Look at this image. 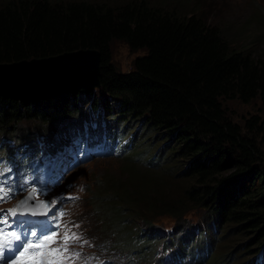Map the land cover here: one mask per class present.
<instances>
[{
  "label": "trees",
  "instance_id": "trees-1",
  "mask_svg": "<svg viewBox=\"0 0 264 264\" xmlns=\"http://www.w3.org/2000/svg\"><path fill=\"white\" fill-rule=\"evenodd\" d=\"M164 1L156 5L148 0H0V64L97 50L101 75L93 94L115 102L106 106V112L118 108V120H145L160 130L166 137L155 149L158 156L159 150L168 147L170 161L187 168V173L178 171L174 176L173 169H155L165 183L154 175L137 177L126 172L134 192H125L116 180L113 187L106 183L99 191L103 197L113 201L120 213L135 202L141 214L153 219L190 202L207 208L213 204L225 230L231 229L230 222H238L236 229L248 228L241 233L253 229L255 239L264 241L260 149L264 146V59L233 43L217 23H206L203 14L186 4L189 0H176L169 7L162 5ZM115 41L125 43L131 52L141 51L127 74L111 63ZM79 94L36 101L0 95V134L14 137L20 145L37 137L62 140L55 123L68 121L70 112L86 106ZM77 98L80 102L74 101ZM255 99L260 101L259 111L244 118L243 124L227 114V101L248 104ZM68 101H73L69 110ZM72 126L68 122L62 127L67 131ZM132 133L130 143L135 147V130ZM106 180L100 176L95 184L102 186ZM109 213L117 215L111 208Z\"/></svg>",
  "mask_w": 264,
  "mask_h": 264
},
{
  "label": "rangeland",
  "instance_id": "rangeland-1",
  "mask_svg": "<svg viewBox=\"0 0 264 264\" xmlns=\"http://www.w3.org/2000/svg\"><path fill=\"white\" fill-rule=\"evenodd\" d=\"M108 1V0H107ZM109 1H117L122 2L123 0H109ZM150 4H158L162 3V0H148ZM183 1V0H182ZM177 1L176 0H166L162 5L169 7L173 6ZM194 3L197 4H204V6H197ZM186 4L189 5L190 9L194 12L197 10V12L203 14L205 18V22H214L217 23L221 28L228 31V37L229 39H232V42L235 44H238L240 48L248 47L247 50H251L252 54L255 58H262L264 59V21L261 19L259 15V11L256 9V6L253 5L254 3H251V0H189L186 2ZM212 13H210V11ZM262 13H264V9L261 10ZM255 39L254 43L253 40ZM239 48V49H240ZM141 54V51H135L131 52L127 45L120 41H115L111 44V63L115 67L116 70H119L123 74H127L132 71V62L138 55ZM0 70V77L2 76ZM94 89V88H93ZM92 89V90H93ZM88 92V91H86ZM80 96L82 93L80 92ZM68 100V99H67ZM74 101H79L77 100ZM72 104L73 101H70ZM70 103L67 102V108L70 109ZM110 104L113 105L112 101L110 100ZM225 107L227 110V114L233 119V121L243 124L244 118L248 117L250 114L259 111L260 108V101L258 99H255L251 101L248 104L241 103L238 100H230L225 103ZM118 111V108H115V112ZM92 117V125L94 121H98L99 124H104V114L103 112H97L93 113L91 112ZM68 121H63V125H66ZM59 124V122L55 123V127ZM112 124H115V126H118L122 129L123 132H128V127H125L123 123H120L118 121L109 122L108 123V131L109 133L112 128ZM62 125V126H63ZM18 124L14 130L16 133L18 131ZM88 123L85 124V130H88ZM131 127L137 131V142L136 147L140 149V158L135 159V164L127 159L116 157V158H99L94 161H88L81 158V156H75L72 153H67L65 156V160L57 166L56 170H62V165H65L68 170L64 172L62 175V179H68L71 188H75L76 185L73 183V181L76 180H84L86 183H88L89 188L85 185V189L83 192H86L84 194V207L86 209H92L93 207L97 206V202H94V196L97 193V186L95 184V180L99 178L100 176H106L107 180L105 182V185H112V183H115L117 181L121 182L122 190L125 192L133 193L134 189L131 184H128L126 179L127 175H134L137 177H152L154 175V178L159 177L160 179L156 181H161L163 178L156 174L157 170H152L150 167L142 165L145 161H143L145 158L148 160L149 155L152 151L157 149L160 145L164 143V137L162 136L161 131L152 129L149 125L146 124L145 120H138L135 122H131ZM76 135L80 133V129L76 130ZM90 134L92 132H89ZM69 137L72 135L71 132H69ZM263 153L264 157V146L260 147ZM71 150V149H70ZM85 151H87L85 149ZM85 151L82 152L83 155H85ZM74 152L76 153V149H74ZM81 155V154H80ZM2 156V154H0ZM77 158V159H76ZM69 161V162H68ZM154 161H158L157 166H159L160 156H157ZM153 161V163H154ZM174 163V175L176 172L179 171L178 174L184 173L185 170L182 168H179V163L176 160H173ZM172 161V162H173ZM147 162V161H146ZM264 163V160H263ZM37 164V162H35ZM73 165V166H72ZM182 169V170H180ZM126 172H129L127 174ZM127 174V175H126ZM173 175V176H174ZM182 176V175H181ZM181 176H179L177 179H180ZM151 179V178H150ZM28 180L31 182H39V178L37 176H34L33 173H31L28 176ZM117 180V181H116ZM131 180L132 177H131ZM142 180V179H141ZM53 183V182H51ZM168 185V184H167ZM169 186V185H168ZM88 188V190H87ZM68 192V191H66ZM101 198V196H98ZM78 205V204H77ZM142 207L145 205L140 204ZM132 207L134 205H131ZM182 207V206H181ZM187 207H190L191 209L199 207L195 205L193 202L188 203ZM204 207V206H203ZM206 208V207H205ZM9 207H1L0 210H8ZM209 213L217 214L215 213L214 205L211 204L209 208H206ZM161 211V210H160ZM158 211V212H160ZM197 211H204L202 207H199ZM5 216L10 218V214L6 211H1ZM144 218L146 219H153L149 218L145 214ZM171 218H174L172 216L168 217H157L154 219L162 220L164 221L169 220ZM180 224V221H173V224ZM238 222H230L229 227L231 229H236L240 227V225H237ZM134 225H138L139 227H143V229L150 230L152 228V225L150 223H145L140 220L139 222H136ZM237 225V226H236ZM126 229L128 230L129 234L125 238V241H129L131 245L137 246L135 239L130 234L131 225L126 226ZM248 229L247 227L242 226L240 229H236L235 233H225V229L222 228L223 236L226 237V249L225 252H228L230 249L234 248L236 251H239L242 249V247H238L241 243L246 244V248L248 250H240L239 253H236L232 255L227 261L232 263H239L243 260L244 253L250 251L253 247H255V244L260 241L259 239H255L256 233L253 229H250L246 232H242V230ZM100 231H102L101 228H99ZM178 232L175 231V234ZM235 234H239L238 236L234 237ZM241 234V235H240ZM254 238V239H253ZM253 239V240H252ZM225 240V239H224ZM224 240L219 242V245L221 246L224 243ZM125 249L132 250L131 247L127 248L124 246ZM221 251L224 252V247L221 249ZM218 252L214 251L213 253V259L215 258V264H223L224 262L221 261V258L218 257ZM224 256V255H223Z\"/></svg>",
  "mask_w": 264,
  "mask_h": 264
},
{
  "label": "clouds",
  "instance_id": "clouds-1",
  "mask_svg": "<svg viewBox=\"0 0 264 264\" xmlns=\"http://www.w3.org/2000/svg\"><path fill=\"white\" fill-rule=\"evenodd\" d=\"M251 3H254L253 5L256 6L261 19L264 21V13L261 12L264 9V0H251ZM162 156L163 160L159 166L151 169L174 170L168 147L164 149ZM143 161L145 162L142 165L146 163V158ZM133 163H135V159H133ZM182 166H185V164ZM183 170H185L184 173H187V168ZM172 174L174 175V171ZM101 199L104 200L103 196H101ZM111 202L108 207L117 215L112 216L110 213H103L98 217V222L106 232H111L112 227V233L116 236L114 249L117 250V253L113 255L116 264H215L214 251L219 253L218 257L224 262L223 264H235L227 260L232 255L239 253L240 250H243V252L248 250L246 244L241 243L238 245L239 248L242 247L239 251H236L234 247L225 252L226 237L227 234L231 233V229L225 230L226 237L223 236L222 228H226L223 221H218L220 217L218 218L215 214L207 212V207L205 208L196 202L193 203L202 207L204 211H197L199 207L191 209L186 206L178 211L165 212V216L162 217H174L166 221L164 219L144 218L135 202L130 203L129 210L126 213H120L117 210L118 206L113 201ZM146 216L151 218L152 215ZM140 220L143 224L150 223L152 228L148 230L134 225ZM176 220L180 221V224H175V222L173 224V221ZM129 225H131L130 234L135 239L137 246L125 241L129 234L126 226ZM175 231L178 233L175 234ZM221 240H224V243L220 246L219 242ZM124 246L131 247L132 250L125 249ZM223 247L224 252L221 251ZM117 254L123 260H119L120 257H116ZM237 264H264V241H258L255 247L244 253L243 260Z\"/></svg>",
  "mask_w": 264,
  "mask_h": 264
},
{
  "label": "water",
  "instance_id": "water-1",
  "mask_svg": "<svg viewBox=\"0 0 264 264\" xmlns=\"http://www.w3.org/2000/svg\"><path fill=\"white\" fill-rule=\"evenodd\" d=\"M0 95L36 101L100 86L101 58L93 49L0 64Z\"/></svg>",
  "mask_w": 264,
  "mask_h": 264
},
{
  "label": "snow or ice",
  "instance_id": "snow-or-ice-1",
  "mask_svg": "<svg viewBox=\"0 0 264 264\" xmlns=\"http://www.w3.org/2000/svg\"><path fill=\"white\" fill-rule=\"evenodd\" d=\"M4 171H10V169H5ZM3 173L0 172V175ZM11 194V190H5L3 187H0V199L7 198ZM24 202H21V205ZM6 211L11 216L17 214V209H8L0 210ZM64 215L63 213L60 214ZM2 223L7 224V217L4 218ZM31 236L37 237L38 233L31 232ZM22 235L18 234L15 231H6L0 229V259H3L8 251H11L15 248L14 255L10 261V264H43V256L45 254L53 257H60L61 259H68L69 257L65 256L64 253L68 252V244L72 240H79L80 238L76 236L75 233L69 235L68 232H65L63 237H59L58 233L52 232L50 234L44 235L38 239L37 242H30L24 240L22 241ZM57 239L62 240V244L57 248L48 247L51 244L56 243ZM86 243V242H85ZM78 256L79 253H76ZM25 257L28 259L26 260ZM48 264H57L55 260H50Z\"/></svg>",
  "mask_w": 264,
  "mask_h": 264
},
{
  "label": "bare ground",
  "instance_id": "bare-ground-1",
  "mask_svg": "<svg viewBox=\"0 0 264 264\" xmlns=\"http://www.w3.org/2000/svg\"><path fill=\"white\" fill-rule=\"evenodd\" d=\"M32 166L34 167V168H39V167H41V166H43L42 164H35V162H32ZM44 167H46V166H44ZM12 218V216L10 215V219Z\"/></svg>",
  "mask_w": 264,
  "mask_h": 264
}]
</instances>
